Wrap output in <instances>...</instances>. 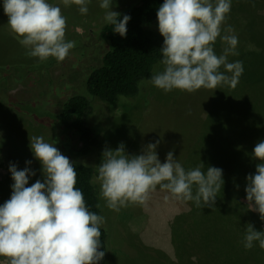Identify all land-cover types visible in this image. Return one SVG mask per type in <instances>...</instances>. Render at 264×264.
Returning a JSON list of instances; mask_svg holds the SVG:
<instances>
[{"label": "rangeland", "instance_id": "rangeland-1", "mask_svg": "<svg viewBox=\"0 0 264 264\" xmlns=\"http://www.w3.org/2000/svg\"><path fill=\"white\" fill-rule=\"evenodd\" d=\"M139 1L116 0L113 10L122 13L133 8ZM49 3L61 7L66 17L65 40L75 42L69 56L59 63L54 58L40 62L38 58L27 56L26 50L11 34L7 26L8 17L0 7V204L11 195L13 181L8 171L10 163L23 169L27 166L26 161H31L36 176L31 177L29 183L43 179L41 165L29 148V137L43 136L46 142L53 144L51 141L62 139L63 136L62 140L69 143V133L66 134L68 139L64 140L65 136L61 133L63 130L59 128V132L55 129V119L67 100L75 95L74 91L84 89L88 78L86 72L102 66L99 57L103 47L99 45L98 36L90 33L99 26L100 34L106 24L103 19L104 10L99 8L96 0L88 5L87 15H81L75 5L65 8L59 4V0H49ZM98 12L99 15L93 18ZM226 25L235 29L239 40V55L230 56L229 61L240 60L244 66L236 88L218 87L215 96L214 92L203 88L193 93L180 90L165 93L154 88L148 100L142 99L138 105L134 103L130 108L120 106L121 109L111 108L109 104L93 99L94 113L90 125L101 131L103 136L100 141L106 143V148L114 150L123 143L129 155H137L148 143L160 140L157 153L162 163L167 153L173 151L174 156L185 164L193 161L190 157L203 144L200 145V140H197L196 125L199 122L195 119H200L202 115L196 116L191 112L190 108H194L191 106H211L214 109L211 115L213 123L220 120L226 124L231 118H249V101L258 98L260 110L253 111L257 119H248L252 122L240 131V134L251 137L255 142L250 148L245 145L239 150L235 160L242 180L237 184H229L228 196L240 205L227 204V215L221 218L224 227L220 232L216 230L212 235L203 227L197 230V224L192 222L194 232L191 224L185 223L183 230H186V234L183 235L177 219L172 215L175 201L165 200L164 192L157 190L153 193L147 206L131 205L119 212L108 209L99 196L101 214L105 218L102 228L108 233L110 247L107 264H195L196 251L199 259L202 253L207 258L205 251H208L209 259L226 261L228 250L232 255L229 264H264V250L261 251L258 246L245 250L240 233L237 239L233 237L234 232L227 236L231 229L236 228V223H239V229L247 226L244 213L251 216L249 220L253 221L256 230L264 231V222L260 221L259 215L247 209L244 190L246 177L255 173L256 164L259 163L251 159V153L255 145L264 140V68L261 66L262 58L256 52L264 44V0H233ZM78 38L86 40L83 51L76 42ZM213 47L216 54L221 53L223 45L219 38ZM108 51L109 48L105 55ZM253 62L255 67L250 65ZM254 68L257 79H261L260 83H250ZM158 69L162 70V65L155 67V71ZM2 70L9 74L8 78L2 74ZM9 80H12L11 83ZM250 85L255 92V98L251 99L247 94ZM215 98L218 100V110ZM65 149L70 153L67 146ZM101 159L102 155L96 165L101 163ZM95 184L100 191L99 184ZM206 209V217L200 216L197 226L207 225L210 228L212 223L209 210L213 208ZM189 253H192L190 257Z\"/></svg>", "mask_w": 264, "mask_h": 264}, {"label": "clouds", "instance_id": "clouds-1", "mask_svg": "<svg viewBox=\"0 0 264 264\" xmlns=\"http://www.w3.org/2000/svg\"><path fill=\"white\" fill-rule=\"evenodd\" d=\"M116 0H96L104 10V22L114 34L125 38L131 17L113 10ZM233 0H164L158 7L157 25L163 37L159 50L162 70L150 83L165 93L173 90L193 93L200 89L237 87L244 66L238 56L235 29L226 25ZM92 0H59L65 8L77 6L87 15ZM7 26L29 57L40 62L54 58L58 63L69 56L74 41L65 40L66 17L61 7L49 0H2ZM223 45L216 54L213 45ZM29 148L41 165L43 179L30 184L36 172L31 161L19 169L10 163L11 195L0 204V264H101L105 257L101 229L105 218L91 211L77 187L76 164L43 136H30ZM160 140L129 155L121 143L105 148L101 163L93 166L94 183L100 187L104 205L119 212L131 205L147 206L157 190L165 200L191 202L197 208H213L225 180L223 170L203 163L185 169L169 151L162 163L157 149ZM251 159L259 161L255 173L246 177V203L250 212L264 222V140L258 142ZM238 187V186H237ZM100 207L99 204L96 205ZM245 250H264V231L252 224L244 228Z\"/></svg>", "mask_w": 264, "mask_h": 264}, {"label": "trees", "instance_id": "trees-1", "mask_svg": "<svg viewBox=\"0 0 264 264\" xmlns=\"http://www.w3.org/2000/svg\"><path fill=\"white\" fill-rule=\"evenodd\" d=\"M163 2L164 0H140L133 8L122 12L121 14H127L131 17L127 25V35L125 38L120 37L118 34H114L112 26L108 24L102 27L100 34L99 26L90 31L91 34L98 36L100 40L99 45L103 47L102 54L99 57L100 65L102 66L92 72H86L88 78L86 79L84 89L82 88L81 91H74L75 95L67 100L58 113L57 119H55L57 122L55 129L59 132V128L63 130L61 133L65 136L64 140L68 139L66 134L69 133L68 135L71 137L69 139L71 140H69V143H66L62 140V136V139L53 140L51 142L57 146L58 150L63 155L67 156L70 161L76 164V186L83 192L86 205L89 209L98 215H102V210L101 207H96V205L99 204V190L98 186L93 182V178L96 175L93 166H97L96 164L99 162L102 152L106 148V143L100 141L103 136L101 131L90 125V118L94 113L93 99H99L109 104L111 107L119 108L123 106L125 108H130L134 103L138 105L142 99L148 100L150 98L151 91L155 88L149 82L150 77L154 73L155 67L159 65V61L162 59L159 50L163 46V37L156 31V28H158L156 12ZM99 13L100 12L93 16V18L98 16ZM85 41V39L81 38L76 40L81 51L84 49L86 44ZM108 48L109 51L105 55ZM256 52L261 56V66L264 68V44H262L259 51ZM250 65L255 67V62ZM159 70L161 69L157 71ZM2 71L4 72L2 74H6L5 77L8 78L9 74L7 75L5 70ZM250 72L252 73V71ZM11 81L12 80H9L10 83ZM260 81V77L259 79L256 77L254 68L250 83H260ZM209 91L212 93L214 92L215 96V89ZM247 94L250 99L255 98L252 85L247 89ZM217 105L218 100L215 98L216 109L218 108ZM191 107L194 108H190V111L194 112L196 116H198V114L199 116L202 115L200 119H198V117L195 119L199 122V124L196 125L198 128L197 140H200V145L202 142L203 144L201 146L199 145L200 147L196 154L190 157L193 161L185 164L183 163L182 165L185 169L193 168L201 163H203L205 167L214 166L220 168L223 170L225 184L224 188L222 187L218 193L215 206L212 210H209V218L212 223L210 228L207 225L197 226L198 218L200 216L206 217L205 211L207 209L204 207L197 208L191 202L182 203L175 201L176 210L174 209L172 215L177 219V225L181 229L180 232H182L183 235L186 234V230H183L185 223L187 225L191 224L190 226H192V228H190L192 232H194L193 223H195L197 224L195 225L197 230H202L200 227H203L205 231L213 235L216 230L220 232L224 227L221 218L227 215V204L240 205L236 200L228 196L229 184L233 182L237 184L242 180L240 168L235 159L243 146L246 145L250 148L255 140L240 134V131L247 126L248 123L252 122L248 119H257L253 111L254 109L260 110V103L258 102V98H256V101L250 100L249 112L251 116L249 118L246 117V119H241V117L231 118V121L226 120V124L224 121L220 120L213 123L211 115L214 109L211 106ZM195 110H197V112H195ZM66 146L70 150V153H67L65 149ZM205 147L207 148L205 149ZM78 161L87 163H77ZM167 211L170 210H166V212ZM250 218L251 216H247L246 213H244V220L247 225H253V221L249 220ZM236 224H238L236 228L231 229L227 234L228 237L233 232L234 239L239 238V233L242 234V236L244 235V228L239 229V223ZM101 231L102 248L100 250L105 251V257L101 264H107L108 250L110 248L108 244V233L103 228ZM191 254L192 253H189V257ZM194 255L196 256L197 262L195 264H229L228 260L232 256L229 254V250L225 255L227 256L226 261L216 258L213 260L209 259L208 251H205L207 258H205L204 253H202V255L200 254L201 259H199L197 251ZM220 256L225 257L224 255ZM224 261L226 263H223Z\"/></svg>", "mask_w": 264, "mask_h": 264}, {"label": "crops", "instance_id": "crops-1", "mask_svg": "<svg viewBox=\"0 0 264 264\" xmlns=\"http://www.w3.org/2000/svg\"><path fill=\"white\" fill-rule=\"evenodd\" d=\"M109 107H111V106H109ZM112 108V107H111Z\"/></svg>", "mask_w": 264, "mask_h": 264}]
</instances>
